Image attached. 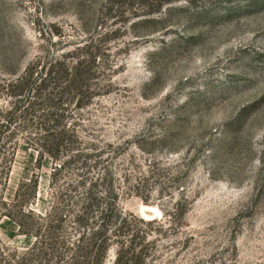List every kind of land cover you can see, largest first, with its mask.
I'll use <instances>...</instances> for the list:
<instances>
[{
	"label": "rangeland",
	"instance_id": "obj_1",
	"mask_svg": "<svg viewBox=\"0 0 264 264\" xmlns=\"http://www.w3.org/2000/svg\"><path fill=\"white\" fill-rule=\"evenodd\" d=\"M34 63L65 72L56 112L78 139L60 159L84 164L64 178L113 190L144 264H264V0H0V260L35 242L6 215L23 182L40 215L58 190L38 119L5 117Z\"/></svg>",
	"mask_w": 264,
	"mask_h": 264
},
{
	"label": "trees",
	"instance_id": "obj_2",
	"mask_svg": "<svg viewBox=\"0 0 264 264\" xmlns=\"http://www.w3.org/2000/svg\"><path fill=\"white\" fill-rule=\"evenodd\" d=\"M37 65L32 64L23 76L10 84V92L22 98L15 108L6 112L5 117L18 111L25 120L38 119L40 131L37 141L33 143L39 146L43 154L54 160L50 176L51 183L58 186L56 201L46 215L36 214L28 207L30 204L27 201L30 195L31 199L36 197L37 181L23 182L16 198V203L21 204H10L6 215L16 221L22 232L34 236L35 242L24 254L11 253L1 257L0 261L3 264H105L110 249L115 246L113 264H144L145 247L141 248L140 244L136 248L134 245L129 219L127 216H120L123 212L113 205L116 197L113 190L105 188L104 195H108L105 200L104 195L99 198L95 192L97 183L87 185L79 170L74 179L64 178L66 164H84L81 160L82 153L79 152L66 160L60 159L62 148L67 147V152L74 150L76 140L73 139H78L73 130L67 129V125L60 122L56 112V105L63 98L55 99L51 80L63 77L65 72L64 69L55 71V66L50 64L44 69V73H40L36 70ZM61 94L60 92V96ZM40 109L42 112H39ZM15 117L19 119L18 115ZM2 132L0 130V141L3 139ZM8 151L0 143V158H10L11 162L14 153ZM9 169L10 167L7 168V176ZM81 189L84 191L81 192ZM96 209L98 213L95 212ZM125 232L131 237L126 238ZM147 236L148 233L142 237L143 242L147 240Z\"/></svg>",
	"mask_w": 264,
	"mask_h": 264
}]
</instances>
